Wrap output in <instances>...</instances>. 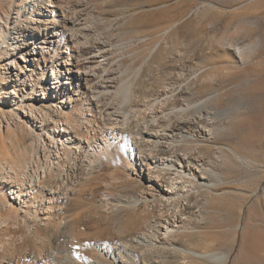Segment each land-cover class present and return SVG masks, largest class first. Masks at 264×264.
<instances>
[{"label": "rangeland", "instance_id": "obj_1", "mask_svg": "<svg viewBox=\"0 0 264 264\" xmlns=\"http://www.w3.org/2000/svg\"><path fill=\"white\" fill-rule=\"evenodd\" d=\"M222 1L223 4L218 3L223 7L222 10L209 11L208 4L199 0H0V66L4 61L14 60L21 66L29 65L30 70L24 69L26 74L32 73L29 79L40 77L39 73L45 66L42 59L39 60L41 69L38 68L37 61L25 63L26 58H32L30 52L33 53L34 41L37 38L55 39L56 49L45 53L50 63L55 66L60 56L66 54L63 52H70L71 48L69 69L73 68L72 50L79 51V60L92 57L98 40L102 39L100 42L105 45L107 51L104 57L99 58L104 64L97 70L99 73L96 74L93 86L98 91L102 90L103 86L110 91L102 96L105 100L101 104L111 105L115 116L108 118L100 113L99 108H94L92 102H96L97 90L85 87L86 90L83 88V91L79 92L75 87L70 91L72 104L68 110L86 138L83 140L82 152L84 156L88 153L89 158L85 161L83 159V163L90 165L93 172L84 180L89 181L88 184L79 187L83 188L79 197L77 192L69 195L72 199L69 205L75 203L77 208L72 218L61 222V215L67 205L59 204L60 209L50 211L52 218L66 226V229H63L58 237H52L50 247H41L45 254L42 257L45 264H170L172 258H162L158 252V249L166 247V244L157 242L159 231L164 232V228H149L146 225L132 228L134 225L129 227L131 231L122 235L115 218H123L129 213L127 211H131L132 206L128 204L132 203L134 198L143 196L141 188L139 189L140 186H145L142 176L143 173L146 175L150 172L148 166L143 165L147 162L142 158L140 147V143H144L146 138V134L141 135L145 132L143 115L151 117L155 112L153 123L156 124L157 120L162 122L164 115L169 112L168 106L164 105L178 107V103H172L183 88H187L194 98L193 88L188 89L190 85L196 88V97L211 92L212 97L217 98L213 112L220 115L229 113L230 122L242 113L238 121L230 124V127L235 132L232 137L233 145L247 156L244 163L238 160L240 168H235V165L231 169L223 168L219 173L220 181L216 185L212 184L211 190L183 182L178 174L173 175V184L181 188L182 195H206V204L211 206L207 210L211 219L207 221L210 226L207 225L206 230L219 239L217 249L220 248V251L226 253L229 248L232 249L228 264H264V0ZM190 2H193L191 6L184 7ZM178 4L181 6L180 10H174ZM170 9L171 13L166 12L168 16L164 11ZM245 9L259 10L262 15L260 18L243 19L241 17ZM120 12L123 13L118 15ZM133 16L135 19L139 17V34L146 37H139L130 25ZM114 19L120 22L124 20V23L116 24ZM163 28L165 30L158 33V30ZM185 32L192 37L199 35V41L196 44V56L186 58L185 55L182 57L186 60H182L179 59L181 55L178 51L184 54L190 50L186 45H180L183 41L180 36ZM258 36L262 38V43L257 53L242 67H236L239 69L233 68L232 62L237 61L229 51L224 55L219 50L221 44H226L229 40L251 44L252 39ZM71 39L76 42L71 44ZM173 46L177 50H172L176 62L168 64L163 71L155 68L147 76L146 68L156 52L161 48L170 49ZM218 52L224 57L223 60H219ZM0 72L2 75V71ZM145 77H150V82L157 79V82L164 81L171 86H155L132 104L123 103L122 94L117 92L118 87L127 83L136 87ZM42 79L43 77L41 82ZM51 83L49 80L46 87L52 86ZM172 84L181 86L179 91L174 93ZM3 88L7 91L12 89L7 86ZM35 88L34 91L39 93L40 88ZM21 89L16 97L6 92L2 94L0 91V108L5 112L0 114V141L5 134L7 137L9 133H14L19 125L30 130L23 113L22 99L29 103L32 97L37 100L41 96L32 95L29 85ZM158 96L160 98L157 102L155 100ZM45 100L52 103L54 97ZM58 100L59 98L56 102ZM242 106L244 108L239 109ZM124 118H129V123L125 126ZM87 121H91V124ZM88 124L96 131L91 129L88 133ZM53 126L51 124L50 129ZM162 134L165 138L161 141L162 144L169 145L188 157L182 159L185 166H194L196 162L202 161L212 170L211 167L217 162L213 153H206L207 159L196 157V147L210 145L201 143L196 134L189 131ZM40 136L46 137L45 133H40ZM7 139L4 144L0 142V145H9ZM21 143L22 141H19V144ZM16 146L20 145L7 147L13 152ZM166 164L165 167H169L168 163ZM174 171L177 173L185 169L176 168ZM213 176V181H216L215 173ZM258 183L259 191L257 194H251ZM152 192L157 193L158 190L147 189L145 194ZM160 199L161 197L156 195L152 200L156 203ZM12 202L19 210L20 220L15 225L0 227L4 228V231L0 230V264L3 261L1 256L8 258L13 254H16L15 258L19 254L18 259L12 262L6 260L3 264H30L32 260L38 259L30 255L35 251V244L24 241L28 232H21L19 227L26 231L23 217L28 214V207L33 211L34 205H30L27 199V203H24L23 199L20 201V198ZM164 206L165 203H158L151 209L157 210V213L163 216L162 221L171 225L169 216L172 212L162 214L167 210ZM78 211L81 213L75 216ZM5 227L11 228V231L6 232ZM6 240H9L12 246L11 252H8L9 247L6 248L5 255L2 244L6 246ZM24 251L29 254L26 258L22 254Z\"/></svg>", "mask_w": 264, "mask_h": 264}, {"label": "bare ground", "instance_id": "obj_2", "mask_svg": "<svg viewBox=\"0 0 264 264\" xmlns=\"http://www.w3.org/2000/svg\"><path fill=\"white\" fill-rule=\"evenodd\" d=\"M199 1L203 4H208L209 11H219L223 8L218 4H223L222 0ZM192 4L193 2H190L187 6L184 5V7H189ZM180 7V4H178L173 9L176 10ZM171 9L164 12L171 13ZM121 13L123 12L118 13V15ZM238 15L239 14H237V16ZM242 15L243 17L241 18L243 19L249 17L260 18L262 13L256 9H245ZM133 17L130 25L135 29L139 37H146L139 34L140 30L138 25L141 23V21L138 20L139 17L137 19H135V16ZM65 20L66 17L64 18V21ZM114 21H116V24L121 25V22L124 20L120 22L114 19ZM111 23H113V21H111ZM155 24L159 25L160 23ZM251 24L254 23L251 22ZM164 30V28L159 29L158 33H162ZM83 37L88 39L86 36ZM180 37L183 38L180 45H186L190 50L184 54H181L182 51H178L181 55L179 59L186 60V58L196 56V44L199 41V35L192 37L189 33L185 32ZM100 41H102V39L98 40L94 55L92 57H85L83 60L77 58L80 54L79 51L72 50L73 68L69 69L68 59L71 58V56H69L71 48L70 52L64 51L63 53L66 54L62 53L63 55L60 56L55 66L51 64V61L45 56V53H48V51L56 49L57 45H55V39L40 40L37 38L34 41V51L31 50L33 53L30 52L32 58L25 59V63L29 62L30 64L32 61H37V66L38 68L40 67V69L41 61L39 60L42 59L45 63L44 69L42 68V72L39 73L40 77L35 80H33V78H28L31 77L30 74L32 73L26 74L24 71V69L30 70L29 65L21 66L14 60L9 59L4 61L0 66V71H2V75L0 72V91L2 94L6 92L16 97L18 96V92L22 90V87L29 85L32 88V95L41 96V98L37 100L32 97V101L29 103H26L22 99L24 106L23 113L26 116V122L30 130L19 125L14 133H9L7 137L5 134V137L3 136L0 141L4 144L5 139L8 138L9 145L14 147L16 144L20 145L16 146L17 148L14 149V153L11 152L12 149H9L10 147L8 144L0 145V227L7 224L15 225V223L20 220L19 210L14 206L12 200L20 198V201L23 199V202L27 203L25 202L27 199L30 205H34L33 211H31V207H28L26 211L29 212L23 217L26 231H22V227H19L21 232H28L24 241L28 243L34 242L35 244L33 249L35 251L30 255H34L38 259L32 260L30 264H45L42 258L45 254L41 247H50L52 237L54 235L58 237V235H61L62 230L66 229V226L57 222V219L55 220L52 218V212L50 213V211H53L55 208L60 209L61 206H58L59 204L64 206L67 205L63 215H61V222L64 219L72 218L77 208L75 203L71 206L69 205V202L72 200L69 195L74 192L76 194L77 192V197H79L83 189L79 187L88 184L89 181L84 180H86L87 176H91L93 172L90 165H85V163H83V159L85 161L86 158H89L88 153L84 156L82 152L84 148L83 140L86 138L84 133L78 128L74 118L70 115L68 108L72 104L70 91L75 87L79 92H82L83 88L86 90L85 87L89 90H97V88H94L93 83L96 74L99 73L97 70L104 64L103 60L100 61L99 58L104 57L107 53V51H105V45ZM75 42L74 39H71V44ZM261 43L262 38L260 36L256 39H252L251 44L229 40L226 44H221L219 50L222 51L224 55H227L229 51L237 61L232 62L234 65L233 68L239 69L236 67H242L243 64L249 62L257 53ZM67 45L69 46L70 43ZM172 50H176L174 46L170 49H159L146 68V75L149 76L155 68L163 71L168 67V64L176 62V58L172 56ZM185 55L187 56L186 58L182 57ZM218 58L219 60L224 59L219 52ZM218 62L221 63V61ZM42 77L43 79L41 82L40 79ZM150 77H145L143 81L140 80L141 82H138L139 84H137L136 87L130 83H127L125 86H119L117 92L118 94H122L123 103L132 104V102L143 97L144 93L153 89V87L160 86V88H162V85L169 84L164 81L160 82V80L157 82V79L150 82ZM49 80L52 81L51 84L53 85L46 87ZM169 85L171 86V84ZM3 86L12 87V89L7 91ZM35 87L40 88L39 93L34 91L36 89ZM180 88L181 86L176 87L172 84L174 93L179 91ZM188 89L193 90L194 98H192V94L187 88H183L172 103L174 105L178 103V107L174 108L170 104L164 105L165 107L168 106L169 112L164 115L162 122H158L157 120L156 124L153 123L152 119L154 118L155 112L152 113L151 117L147 114L143 115L145 132H142L141 135L146 134V138L144 139V143H140V147L142 148V158L147 162L143 165L148 166L150 172L146 175L143 173L142 176L145 186H140L139 189L141 188L143 196L134 198L132 203L128 204L132 206L130 209L131 211H127L129 213L121 219H118V216H116L115 220H117L116 224L119 226L120 234L122 235L131 231L129 227L134 225L135 226L132 228L145 225L149 228H162V230L164 228V232L159 231L157 242L163 245L166 244V247L158 249V252L162 258L171 257L172 260L170 264H228L232 249L230 250L229 248L228 253L220 251V248L217 249V245L220 244L219 239L216 238L213 233L206 230L208 229L207 225L210 226L207 221L211 219V216H209L207 212L211 206L210 204H206V195L200 194L198 197L190 193L182 195L181 188L178 186L175 187L173 184L175 180L173 175L178 174L183 182L192 183L199 188L211 190L212 184L216 185V183L220 181L219 173L223 168L231 169L233 165H235L234 167L237 169L240 168L241 165L239 161L244 163L247 155L245 156L241 150L233 145L234 141L232 137L235 135V132L230 127V124L234 123L236 120L238 121L242 113L238 114L233 122H230L231 116L229 113L220 115V113L213 112L216 109L215 103L217 98L212 97L211 92L196 97V88L190 85ZM47 93H49L48 96ZM107 93H110V91L104 86L102 90H97L95 95V98H97L96 102H92V104L94 108L100 109V113L111 118L115 116L114 109L111 105L101 104L102 101L105 100L102 96ZM51 97H54V102L47 103L45 98ZM57 98H59L58 102H56ZM159 98L160 96H158L155 101L158 102ZM93 101H95V99H93ZM243 108V106L239 107V109ZM0 114H5L2 108H0ZM91 116L94 117V114ZM124 121L125 126L129 123V118H124ZM87 122L91 124V121ZM51 124L54 126L50 129ZM89 124L86 127V131L88 133L91 129L96 131L95 128ZM185 131L196 134L201 140V143L210 144L208 147H196L194 152L196 157L203 159H207L205 156L206 153H213V157L216 158L217 162L211 167L212 170L208 169L202 161L196 162L194 166H185L182 161V159L188 158L185 154H180L169 145L162 144L161 141L165 139L163 137L164 134H162L163 132L172 134ZM40 133H45L46 137H41ZM135 137L137 139V136ZM19 141H22V143L19 144ZM137 141L139 142V139H137ZM96 161L97 160H94V162ZM166 163H168L169 167H165L167 166ZM172 168H184L186 172L177 171L176 173L174 171L175 169ZM213 173L216 175L215 182L213 181ZM80 179L81 182H79ZM263 180L264 172L262 174V181ZM259 187L260 184L258 183L251 194H257ZM152 188H155L158 192L145 194L147 193V189L152 191ZM8 191H10V193ZM156 195H159L161 199L154 203L155 201L153 202L152 199ZM200 196L204 197L200 198ZM185 202H187L186 205H184ZM158 203H165L164 207H167V210L162 212V214L172 212L169 216L172 222L171 225L165 224V222L162 221L163 216L157 213V210L151 209V207L156 206ZM80 213L81 211H78L75 216ZM5 228L6 232L11 231L9 227ZM0 230L4 231V228ZM6 244V246L2 244L3 253L5 255L6 248L9 247L8 252H11L10 248L12 246L9 240H6ZM22 254L24 258L29 256L26 251L22 252ZM15 255L16 254H13L8 258L1 256L3 260L1 264L6 263V260H8V262L15 261L16 258L18 259L19 254L16 258Z\"/></svg>", "mask_w": 264, "mask_h": 264}]
</instances>
